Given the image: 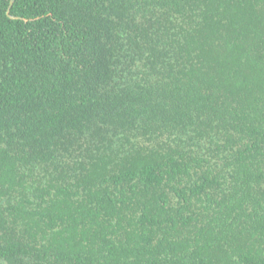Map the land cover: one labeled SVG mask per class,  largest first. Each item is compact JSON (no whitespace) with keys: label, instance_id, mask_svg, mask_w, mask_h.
I'll return each mask as SVG.
<instances>
[{"label":"trees","instance_id":"1","mask_svg":"<svg viewBox=\"0 0 264 264\" xmlns=\"http://www.w3.org/2000/svg\"><path fill=\"white\" fill-rule=\"evenodd\" d=\"M11 1L0 264H264V0Z\"/></svg>","mask_w":264,"mask_h":264},{"label":"water","instance_id":"2","mask_svg":"<svg viewBox=\"0 0 264 264\" xmlns=\"http://www.w3.org/2000/svg\"><path fill=\"white\" fill-rule=\"evenodd\" d=\"M13 2H14V0L11 1V6H12ZM8 15H9L10 17H13L12 15H10V11H8Z\"/></svg>","mask_w":264,"mask_h":264}]
</instances>
